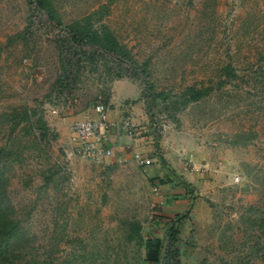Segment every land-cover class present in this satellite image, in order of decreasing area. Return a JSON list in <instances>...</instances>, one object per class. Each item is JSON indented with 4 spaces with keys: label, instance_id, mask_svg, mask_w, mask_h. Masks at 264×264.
Masks as SVG:
<instances>
[{
    "label": "rangeland",
    "instance_id": "1",
    "mask_svg": "<svg viewBox=\"0 0 264 264\" xmlns=\"http://www.w3.org/2000/svg\"><path fill=\"white\" fill-rule=\"evenodd\" d=\"M48 1L58 27L31 0H0V113L26 108L48 129L38 140L23 122L10 141L0 125V145L20 155L2 170L21 231L8 259L149 264L135 227L143 241L165 245L166 223L184 216L170 264H264L261 254L250 258L244 234L248 217L264 213V0ZM101 7L94 27L105 25L132 65L87 53L67 34V25ZM187 87L206 93L184 104ZM112 88L115 109L139 103L131 117L121 115L136 119L131 136L122 131L121 142L107 146L106 163L83 161L71 152L70 125L92 118L97 102L108 107ZM79 108L90 110L75 120ZM119 147L150 164L115 162ZM155 155L190 187L177 191L191 208L170 218L151 207L163 176Z\"/></svg>",
    "mask_w": 264,
    "mask_h": 264
},
{
    "label": "trees",
    "instance_id": "2",
    "mask_svg": "<svg viewBox=\"0 0 264 264\" xmlns=\"http://www.w3.org/2000/svg\"><path fill=\"white\" fill-rule=\"evenodd\" d=\"M35 3V8L39 13L45 15V21L51 27H58L60 24L59 18L54 12L48 0H31ZM101 9L99 12H94L83 16L82 18L72 22L65 27L67 34L76 46L88 47L90 52L87 53H100L107 54L114 57V60L118 63H129L133 64L129 50L122 44L118 43L112 32L102 24L98 27H94L93 22L99 23L101 18ZM142 72V71H141ZM124 77L122 73L116 72L115 78ZM58 87L60 89L67 88L62 80L58 79ZM206 93L205 89H196L194 87H187L182 93V99L185 100L184 104L195 103L204 96ZM167 94H164V101L167 100ZM107 106L106 103H103ZM27 123L34 135L40 140L45 136L48 131L46 123L42 117L37 116L33 111L30 112L28 109L23 108L21 110L10 109L7 112L0 113V125L6 126V136L11 141V138L15 136V132L21 123ZM15 148H7L5 144L0 145V264H37L32 260H21L14 263L8 259V255L13 254L17 249V244H20L21 231L19 223L10 217L9 210L11 208L9 201L5 193V186L7 183V177L4 175L3 165L8 161H12L14 158H18L20 155L17 154ZM156 164L163 172V176L158 179L157 183L160 186H171L183 188L188 193L189 184L181 177L175 174L170 166L162 159L161 156L155 155ZM190 198V197H189ZM190 209V201L188 205ZM251 210V209H250ZM184 216H175L174 219L168 220L166 223V239L165 245L162 239L146 238L144 241L136 232L135 227V238L138 242L139 248L143 251V261L149 264H158L163 260L164 264H170L167 258L176 255V248L174 242L176 240L177 225L183 219ZM247 228L244 229V234L250 245L248 252L250 258L256 254H261L264 257V213L259 217H248L245 222ZM257 234V235H255ZM164 250L163 256L161 251ZM234 264H242L234 263Z\"/></svg>",
    "mask_w": 264,
    "mask_h": 264
},
{
    "label": "built area",
    "instance_id": "3",
    "mask_svg": "<svg viewBox=\"0 0 264 264\" xmlns=\"http://www.w3.org/2000/svg\"><path fill=\"white\" fill-rule=\"evenodd\" d=\"M107 110V106L97 102L92 107V118L84 117L70 125L68 143L75 157L96 164H104L111 158V151L106 146V137L111 127L107 120ZM132 128L129 121H123L118 127L127 136H131ZM130 159L139 167L150 164L149 159L134 151L130 153ZM152 191L156 197L151 207L161 209L165 203L164 197L158 187H154Z\"/></svg>",
    "mask_w": 264,
    "mask_h": 264
},
{
    "label": "crops",
    "instance_id": "4",
    "mask_svg": "<svg viewBox=\"0 0 264 264\" xmlns=\"http://www.w3.org/2000/svg\"><path fill=\"white\" fill-rule=\"evenodd\" d=\"M121 81V80H120ZM119 82V81H118ZM112 100H110V105L108 104V110H107V120L108 122L111 124L110 130L107 134L106 137V146H115L116 144L121 142V131L118 129L119 125L123 122L121 115L123 113H127L131 115L133 114V112L136 110L135 108H137L135 105L139 106L138 104H128V109L125 111H120L117 110L113 107V102H114V90L112 88V96H111ZM126 102V101H125ZM85 106V105H84ZM82 108V107H81ZM79 108L77 112H74L76 114L75 120L85 114H87L90 110V108H86V109H81ZM140 107H138L139 109ZM92 114V113H91ZM93 115V114H92ZM131 123L134 122V124L136 123V119L131 118ZM137 140H132V144H134ZM128 148V147H125ZM115 151L118 152L114 158H115V162H122V161H130V153L131 152H126L122 147L119 148H115ZM133 151V150H132ZM148 159L147 157H143ZM110 160V159H109ZM168 189V190H167ZM178 187H171V186H165L164 185L162 187H160V191L164 197L165 194V203L164 206L162 207L161 211H160V217L164 218L165 217H173L174 215L178 214L177 209L183 206H187L188 204V199L189 197L185 200L184 195L181 193H179ZM176 191V192H175ZM186 203V204H185ZM176 210V211H175Z\"/></svg>",
    "mask_w": 264,
    "mask_h": 264
}]
</instances>
